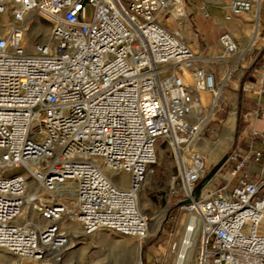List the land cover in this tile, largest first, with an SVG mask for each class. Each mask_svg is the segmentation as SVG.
Instances as JSON below:
<instances>
[{
  "label": "built area",
  "instance_id": "2783aa9c",
  "mask_svg": "<svg viewBox=\"0 0 264 264\" xmlns=\"http://www.w3.org/2000/svg\"><path fill=\"white\" fill-rule=\"evenodd\" d=\"M193 2L0 0V16L7 17L0 35L1 250L60 264L73 225L84 235L109 229L145 239L140 198L162 139L175 162L170 188L179 190L181 209L201 221L193 264H264V130L252 129L229 152L221 188L193 194L205 158L191 144L202 139L225 81L248 53L221 34L223 59L233 65L217 81L169 28V19L185 20ZM214 4L204 0L198 11L209 17ZM258 4L232 0L225 20ZM35 17L50 25L45 40L28 38ZM242 92L264 95V67ZM122 175L125 188L117 184Z\"/></svg>",
  "mask_w": 264,
  "mask_h": 264
},
{
  "label": "rangeland",
  "instance_id": "374dc122",
  "mask_svg": "<svg viewBox=\"0 0 264 264\" xmlns=\"http://www.w3.org/2000/svg\"><path fill=\"white\" fill-rule=\"evenodd\" d=\"M204 0H194L188 4L190 18L178 22L172 19L168 20L169 28L172 31H178L182 40L189 44L185 38V26L189 21L195 26L197 24L198 8ZM220 1V0H219ZM217 2L216 5H220ZM221 6V5H220ZM219 6V7H220ZM184 12L186 13L185 9ZM92 11L86 9L85 19L90 20ZM7 22L6 16H0V35L5 30ZM50 25L35 17L28 32L30 36H38V39L45 40L49 33ZM193 50L194 46L189 44ZM162 67V66H161ZM165 67V65L163 66ZM251 72V71H250ZM169 74L166 71L160 75L164 77ZM237 75L230 76V82L223 89V98L220 106L209 116L205 127L202 140L204 146L192 148L200 151L205 158V171L203 179L196 185L193 192L195 197H199L206 192H212L221 188L226 183V170L223 167V161L229 152L237 145L243 144L245 138V119L246 113L240 108L241 96L246 95L242 92L241 80L238 90L235 92L231 88ZM186 81L189 83V76L186 75ZM234 88V87H233ZM236 95L237 98H236ZM207 95L201 94L202 102L207 106ZM207 99V101H206ZM206 102V103H205ZM233 117L231 126V138L228 144H220L219 138L225 121ZM196 143V142H195ZM225 147V148H224ZM157 164L154 167V174L144 187L140 198V208L142 213L151 219L148 226V232L145 239L138 241L133 237H125L116 234L109 229H100L90 235H84L77 225L70 227L72 235L75 237V246L66 252L60 264H173L175 252L181 238L187 216L190 212L181 209L184 205L181 201V194L177 187H170V180L175 174V162L170 148L165 145L162 139L157 140ZM127 186V177L121 176ZM125 186V187H126ZM198 217V216H197ZM199 218V217H198ZM199 224L198 220H196ZM201 222V221H200ZM183 226V227H182ZM196 237V236H195ZM196 245L193 251V258L186 264H193L200 251L201 236L196 237ZM138 246V251L136 247ZM149 259V261L147 260ZM5 260V261H4ZM7 260V261H6ZM13 262L38 264L29 260H22L13 257L6 251H0V264H13Z\"/></svg>",
  "mask_w": 264,
  "mask_h": 264
},
{
  "label": "crops",
  "instance_id": "0c3cea01",
  "mask_svg": "<svg viewBox=\"0 0 264 264\" xmlns=\"http://www.w3.org/2000/svg\"><path fill=\"white\" fill-rule=\"evenodd\" d=\"M218 1L216 0V4ZM231 1L221 0L220 7L216 4L208 6L209 17H204L199 11L196 12L197 24L193 26L189 21L188 26H185L184 34L189 44L196 49L198 56L204 58L200 65L214 74L217 81L223 80L227 70L233 65L232 59H223L224 53L218 43V37L223 33H229L240 49L248 47V53L242 66L233 73L237 75V78L231 88L236 92L240 80L241 84L257 80L260 70L264 67V0H259L256 8L226 21L225 17L229 13L228 5ZM185 11L186 18H190L187 6ZM228 82H230V77L226 80V83ZM240 108L246 113L243 119L246 136L252 129L264 130V95L260 97L252 94L241 96ZM13 264L29 263L13 262Z\"/></svg>",
  "mask_w": 264,
  "mask_h": 264
},
{
  "label": "bare ground",
  "instance_id": "6f19581e",
  "mask_svg": "<svg viewBox=\"0 0 264 264\" xmlns=\"http://www.w3.org/2000/svg\"><path fill=\"white\" fill-rule=\"evenodd\" d=\"M218 2H221V0ZM200 98L203 99V97H200ZM206 101H207V99H206ZM232 123H233V117L224 122L223 129L221 131V135L219 138L220 144H228L229 143V140L231 138L230 130H231ZM202 140H204V139H198V140L192 142V144L194 143L193 146L200 149V147L204 146V142ZM192 144H191V146H192ZM198 152L201 154L200 151H198ZM117 184L122 188H125V186H126L125 181L122 180L121 177L117 178ZM71 199H73V196L71 197ZM196 220H198L199 224L197 223ZM184 222H185V225H184L182 233L180 234L181 238H180V241H179V244L177 247V251L175 252V259H174L173 264H186V262L190 261L193 258V251H194V248L196 245V240H197L196 237L201 236V222H200V219L195 214L190 213L187 216L186 221H184ZM150 223H151V219L148 218V226ZM73 238L75 239L74 236H73ZM74 239L71 242L72 243L71 248L73 246H75V244H74L75 240ZM0 251H5V250L0 249ZM136 251H138V246L136 247ZM13 257H15V256H13ZM49 264H52V263H49Z\"/></svg>",
  "mask_w": 264,
  "mask_h": 264
}]
</instances>
